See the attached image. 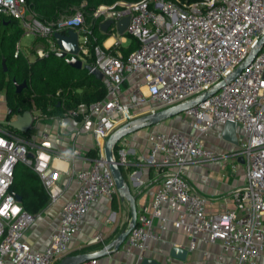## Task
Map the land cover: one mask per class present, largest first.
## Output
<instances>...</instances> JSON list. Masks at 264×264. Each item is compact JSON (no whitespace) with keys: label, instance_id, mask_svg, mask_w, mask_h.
<instances>
[{"label":"built area","instance_id":"obj_1","mask_svg":"<svg viewBox=\"0 0 264 264\" xmlns=\"http://www.w3.org/2000/svg\"><path fill=\"white\" fill-rule=\"evenodd\" d=\"M0 16L16 19L22 33L46 42L39 57L59 51L53 33L72 29L78 46L74 57L81 67H89L87 73L99 72L105 91L101 100L78 101L65 109L60 106L62 99L56 100L63 116L91 122L96 150L87 168L72 167L81 156L78 149L55 156L43 137L36 140L34 123L46 114L33 102L28 110L32 122L25 133L10 127L5 119L0 121V264H56L67 255L91 205L116 192L113 177L102 164L108 135L137 117L196 99L225 80L256 48L253 59L237 76L180 114L194 130L192 135L178 130L153 133L143 161L158 181L149 192L150 202L136 211L135 224L122 244L126 255L136 251L137 264L149 241L159 238L155 229L163 231L170 225L185 232L188 250L197 242L218 243L217 260L222 264H255L264 254V38L258 43L264 36V0L116 1L98 5L88 20L80 6L50 23L37 19L24 0H0ZM125 17L126 29L119 34L117 24ZM106 21L110 24L103 31L100 25ZM95 29L108 37L99 42ZM109 38L112 41L105 45ZM129 39L137 46L124 55L120 48ZM17 53L18 48L14 56ZM1 96L0 92V101ZM228 120L235 124L237 142L232 150L215 153L205 147L203 136L220 130ZM215 159L222 167L229 163L232 172L242 169L243 183L230 191V208L210 213L204 209L205 198L191 190L181 173L187 164ZM67 160L71 166L66 171L54 164ZM119 160L126 165L122 156ZM17 163L36 173L47 206L57 203L71 180L75 184L72 195L60 206L57 226L43 250H33L24 240L41 210L26 211L10 191ZM165 206L178 207L174 218L163 214ZM101 239L97 235L92 241ZM79 264H97V260Z\"/></svg>","mask_w":264,"mask_h":264},{"label":"crops","instance_id":"obj_2","mask_svg":"<svg viewBox=\"0 0 264 264\" xmlns=\"http://www.w3.org/2000/svg\"><path fill=\"white\" fill-rule=\"evenodd\" d=\"M24 37L30 38L27 41L29 43H21ZM33 39L34 36L23 33L16 44V48H19L23 54L27 55L29 60H33V54L37 55L43 49V44L40 42L33 44ZM127 43L126 41L123 45L126 46ZM30 52L31 54H29ZM92 91V88L87 87L70 90L69 96L62 99L61 108L65 109L72 106L82 92L91 93ZM0 92L2 93V102L0 101V103H3V107L0 105V121H2L6 118L5 110L7 105L3 92ZM56 106L58 105L56 104ZM179 117L186 121L185 130L180 131L192 135L194 130L188 127L187 119L182 117V115H179ZM168 120L171 121V118L156 125L137 130L117 143L118 158L122 156L126 163L122 167L124 179L130 189V193L135 197L136 211L141 205L150 202L151 196L149 192L155 189L158 181L156 173L143 161L153 136V129L155 131H170V126L167 124ZM34 125L33 132H35L36 140L43 137L50 145L53 155L66 156L70 153L71 148H76L80 151L81 156L75 160L72 167L74 169H82L90 166L96 150V143L90 133L91 122L80 123L78 120L63 116L60 112L57 114H46V117L42 118L41 121H36ZM150 132L152 133L149 135ZM220 132L221 129L209 130L203 136L205 147L218 154L234 148L233 144L221 139ZM120 152H122L121 155L119 154ZM54 164L63 171L68 170L71 166L68 160ZM181 174L191 190L205 198L204 209L210 213H219L230 208L232 206L229 198L230 191L243 183L242 169L232 172L230 164L227 163L222 167L219 159L187 164ZM74 188V181L71 180L57 203L51 206L45 205L41 209L40 217L25 232L24 240L33 250H43L48 246L50 235L57 226L60 206L65 199L72 195ZM171 209L167 206L162 207L163 214L168 218L175 217L178 207L174 206ZM129 221L130 209L128 202L121 200L117 192L110 198L101 197L96 203L91 205L87 214L83 217L80 230L71 239L69 253H91L100 250L111 243L128 226ZM155 232L159 238L149 241L142 260L137 264H222L221 261L217 260V255L221 253L218 243L197 242L192 250H188V237L182 229H175L167 225L165 230L159 231L155 229ZM97 235H100L102 239L92 241ZM122 244L117 250L111 249L106 255L95 258L97 264H135L136 251L132 250L130 254L126 255L123 252ZM226 258L224 257L222 261L224 262Z\"/></svg>","mask_w":264,"mask_h":264},{"label":"trees","instance_id":"obj_3","mask_svg":"<svg viewBox=\"0 0 264 264\" xmlns=\"http://www.w3.org/2000/svg\"><path fill=\"white\" fill-rule=\"evenodd\" d=\"M26 7L42 22L50 23L56 21L63 15H70L73 9L82 7L87 20L91 11L98 5H111L116 1H136V0H24ZM193 2L197 0H186ZM99 42L106 39L107 35L99 34L96 29ZM62 30L61 33H65ZM23 35L22 30L16 19L0 16V91L3 92L9 113L5 120L30 109L33 104L43 110L46 114L60 113V107L56 106V100L66 98L70 90L83 87L92 88L91 93L82 92L80 97L75 100L83 102H94L103 99L104 88L100 79L93 74L87 73L85 69H74L70 67L64 58H60L53 53L46 56L33 54V60L23 54L18 48V53L14 56L17 49L16 44ZM40 42L44 49L47 44L42 39L34 37L33 44ZM137 43L134 39H129L126 46L120 48L126 55L134 48ZM31 54V52L29 53ZM2 61H4L3 70ZM13 81L26 82V87L20 93L15 92ZM59 92L58 96L55 95ZM49 108V110H47ZM117 146L113 149V157L118 160ZM92 156V154H91ZM94 156V155H93ZM123 166H120L124 177ZM10 191L19 197V204L26 211L34 214L47 204V195L41 185L36 173L17 163L13 168L12 184ZM71 252L70 254H74Z\"/></svg>","mask_w":264,"mask_h":264},{"label":"water","instance_id":"obj_4","mask_svg":"<svg viewBox=\"0 0 264 264\" xmlns=\"http://www.w3.org/2000/svg\"><path fill=\"white\" fill-rule=\"evenodd\" d=\"M127 22H128L127 17L122 18L118 22L117 26H118L119 34H122L124 32L127 26ZM109 24L110 21H106L102 23L100 25L101 30L105 31L106 28L109 26ZM52 37L57 48L59 49V51L55 52L54 55L60 58H64L67 64L74 69L89 70V67L87 65L81 67V62L74 57L78 52V46H77V35L72 29L67 30L66 34L55 32L53 33ZM263 38L264 36L258 41L259 44L262 42ZM256 52L257 49L254 48L248 54V56L235 68V70L226 77L225 80H221L220 82L215 84L211 89L207 90L203 94H200L196 99L161 109L153 114H147L137 117L129 121L128 123L121 125L120 127L115 129L112 133L108 135V137L103 142L104 158L102 160V164L105 165L110 171L114 180L116 192L118 193L120 199L126 200L128 202L130 209L129 224L124 230H122L117 235V237L111 243L104 246L100 250L91 253L67 254L64 257H62L56 264H79L86 260L95 259L97 257L104 256L107 253H109L110 252L109 250L111 249L117 250L120 247V245L124 242V239L128 234L130 228L134 226L135 218H136V207L134 203L135 197L130 193V189L121 173L120 166H123V164L119 160L120 157L118 158V160H116L113 157V149L115 146H117V143L127 135L137 130L161 123L169 118L181 114L183 111H185V109L188 106L204 101L208 96L214 94L217 91V89L221 87L225 82L230 81L235 76H237L239 72L250 63ZM66 55H69L70 58H67ZM1 64L3 66V70L5 71L4 61H2ZM92 74L97 79L101 78V75L97 71H93ZM13 84L16 93H20L21 90L26 87L25 81H22L21 83H17L13 81ZM31 122H32L31 114L28 110H25L22 113L15 115L14 119L7 121L6 123L13 129L18 131L19 133H25L30 128ZM220 137L221 139H223L224 141L230 144L233 145L236 144L237 137H236L235 124L232 121L228 120L224 122L221 128ZM121 153L122 152H120L119 154L121 155ZM238 161L241 162V158H238ZM16 200L19 202L20 199L18 196H16Z\"/></svg>","mask_w":264,"mask_h":264},{"label":"rangeland","instance_id":"obj_5","mask_svg":"<svg viewBox=\"0 0 264 264\" xmlns=\"http://www.w3.org/2000/svg\"><path fill=\"white\" fill-rule=\"evenodd\" d=\"M30 40V38H27V37H24L23 39H22V41H21V43L22 44H25V43H29V42H27V41H29ZM2 102V101H1ZM0 105L3 107V103H0ZM43 114H46L45 112H43ZM42 115V114H41ZM180 115V114H179ZM179 115H177V116H174L173 118H171V121L170 120H168L167 121V124L170 126L169 127V130H185V125H186V121L185 120H183V118H180L179 117ZM183 117V116H182ZM39 118H42V116L41 117H39ZM148 127H150V126H148ZM172 127V128H171ZM148 129V128H147ZM32 130V129H31ZM30 130V131H31ZM154 130V131H153ZM152 131H153V133H155L156 131H155V129H153ZM29 131V132H30ZM147 131V130H146ZM152 132H150L149 133V135L151 134ZM68 254H70V253H68ZM255 264H264V254L255 262Z\"/></svg>","mask_w":264,"mask_h":264},{"label":"bare ground","instance_id":"obj_6","mask_svg":"<svg viewBox=\"0 0 264 264\" xmlns=\"http://www.w3.org/2000/svg\"><path fill=\"white\" fill-rule=\"evenodd\" d=\"M111 41H112V39H111V38H109L108 40H106V41H105V43H104V44H105V45H108V44H109ZM56 163H57V162H56Z\"/></svg>","mask_w":264,"mask_h":264}]
</instances>
